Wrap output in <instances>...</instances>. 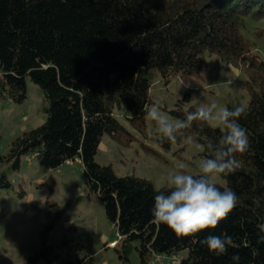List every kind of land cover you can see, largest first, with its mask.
I'll use <instances>...</instances> for the list:
<instances>
[{"label": "trees", "instance_id": "1", "mask_svg": "<svg viewBox=\"0 0 264 264\" xmlns=\"http://www.w3.org/2000/svg\"><path fill=\"white\" fill-rule=\"evenodd\" d=\"M264 17V0H0V95L14 102L26 97V78L38 85L47 102L45 121L16 137L0 165L18 169L20 157L33 153L46 169L78 159L89 190L99 195L106 219L117 231L113 248L121 264H156L160 255L187 250L180 264H264V61L245 38L246 19ZM264 40V31L256 30ZM243 71L249 96L238 123L249 148L237 155L242 167L221 175L237 195L236 208L215 229L178 238L153 219L156 187L136 176H118L109 165L94 161L103 134L132 137L115 110L142 129L156 72L165 83L172 76L184 82L201 79L206 56ZM189 102V94H185ZM240 105L226 104L229 110ZM197 108L171 111L184 120ZM219 128L194 121L177 137L204 146L219 142ZM157 143L169 148L173 143ZM11 187L0 172V190ZM164 186L159 187L163 189ZM209 235L230 237L223 255L202 243ZM42 247L26 264H72L54 246ZM134 254L135 260L130 256Z\"/></svg>", "mask_w": 264, "mask_h": 264}, {"label": "rangeland", "instance_id": "2", "mask_svg": "<svg viewBox=\"0 0 264 264\" xmlns=\"http://www.w3.org/2000/svg\"><path fill=\"white\" fill-rule=\"evenodd\" d=\"M256 30L264 31V17L246 19L245 38L254 43L264 61V40L256 38ZM245 75L233 65L223 63L216 54L206 56L201 79L184 82L172 76L165 83L156 72L149 90L150 103H158L162 112L174 119L171 111L189 107L199 109L212 103L217 108L233 102L248 103L243 87ZM189 94L187 102L184 96ZM47 102L38 85L26 78V97L14 102L0 95V154L9 151L11 142L22 133L41 125L46 119ZM118 121L126 128L131 141L103 134L94 161L109 165L118 176H136L149 180L156 188L165 186L170 174L177 171L197 175L202 160L195 141L173 143L165 149L158 145L154 122L145 117L142 129L134 128L117 110ZM210 124V123H209ZM212 126V124H210ZM214 127V126H213ZM184 165L183 169L178 166ZM11 187L0 190V264H26L42 247V240L54 246L61 258L72 264H121L109 243L117 239L115 226L105 216L99 195L89 190L86 175L78 159L58 168L46 169L33 153L20 157L19 167L0 165ZM216 184L225 185L219 176ZM187 250L160 255L156 264H176ZM135 255L130 256L131 261Z\"/></svg>", "mask_w": 264, "mask_h": 264}, {"label": "clouds", "instance_id": "3", "mask_svg": "<svg viewBox=\"0 0 264 264\" xmlns=\"http://www.w3.org/2000/svg\"><path fill=\"white\" fill-rule=\"evenodd\" d=\"M244 114L245 106L229 110L227 107L217 108L212 103L189 113L184 120H173L161 111L158 103L146 109V118L154 122L158 134L170 143H176L177 137L183 136L184 130L191 128L194 121L210 123L222 133L217 144L207 146L211 150V158L199 162V174L177 171L169 175L163 189H156L152 210L156 224L166 225L178 238H183L215 229L233 212L238 201L236 193L227 186L221 190L215 181L219 176L235 173L242 167L237 155L245 154L249 148L246 131L238 123ZM188 142L192 143L191 138ZM196 147L204 150L202 145L197 144ZM178 167L183 169L184 165ZM260 230L264 232V224L260 225ZM258 242H264V235ZM202 243L219 256L227 252L231 238L209 235ZM231 259L238 264L240 257L234 254ZM176 264H180L179 259Z\"/></svg>", "mask_w": 264, "mask_h": 264}, {"label": "built area", "instance_id": "4", "mask_svg": "<svg viewBox=\"0 0 264 264\" xmlns=\"http://www.w3.org/2000/svg\"><path fill=\"white\" fill-rule=\"evenodd\" d=\"M66 163H69V161H66ZM114 244H115V241H113V242H110V243H109V247H112V246H114Z\"/></svg>", "mask_w": 264, "mask_h": 264}]
</instances>
